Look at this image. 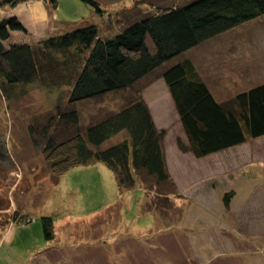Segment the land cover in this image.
<instances>
[{"label":"rangeland","instance_id":"obj_1","mask_svg":"<svg viewBox=\"0 0 264 264\" xmlns=\"http://www.w3.org/2000/svg\"><path fill=\"white\" fill-rule=\"evenodd\" d=\"M187 1L100 0L101 16L78 0H58L55 10L33 1L1 18L15 15L27 31L13 33V44L36 45L82 25L95 26L99 37L107 39L153 8ZM186 58L199 64L220 103L263 84L264 16L164 67ZM161 72L136 88L147 98L155 126L167 132L165 162L176 187L168 199H149L140 184L120 193L102 164L53 178L30 126L57 106L68 108L69 88L36 83L0 90V264H264V137L194 160L181 150L187 143ZM126 94L78 103L81 126L119 111L133 99ZM227 193L231 198L226 202ZM15 212L31 222L14 223ZM44 217L52 219L49 242L43 235Z\"/></svg>","mask_w":264,"mask_h":264},{"label":"trees","instance_id":"obj_2","mask_svg":"<svg viewBox=\"0 0 264 264\" xmlns=\"http://www.w3.org/2000/svg\"><path fill=\"white\" fill-rule=\"evenodd\" d=\"M31 1H40L50 10H55L58 3L0 0V9H14ZM78 1L99 16L104 12L100 0ZM153 9L156 11L133 19L112 38H100L95 26L82 25L36 45L11 43L12 33L27 31L15 15L0 18V90L36 83L69 88L65 96L68 108L57 106L30 126L34 144L40 148L53 178L59 179L74 168L102 164L113 174L120 193L140 184L146 196H151L149 199L175 195L163 149L167 132L156 128L136 88L161 70L187 143L181 146L182 151L195 159H205L264 137V83L220 103L191 60L182 59L164 67L186 52L263 17L264 0H189ZM122 92L133 99L119 111L81 126L75 108L78 103ZM120 134L122 137L113 145L101 149ZM230 198L231 193H227L224 201ZM13 221L26 225L31 222L17 212ZM41 221L44 238L49 242L53 239L52 219L44 217Z\"/></svg>","mask_w":264,"mask_h":264},{"label":"crops","instance_id":"obj_3","mask_svg":"<svg viewBox=\"0 0 264 264\" xmlns=\"http://www.w3.org/2000/svg\"><path fill=\"white\" fill-rule=\"evenodd\" d=\"M33 1H31V2H28V3H25V4H21V5H19L18 7H22V6H24V5H29V4H31ZM35 2V1H34ZM18 7H16V8H14V9H18ZM6 8H8V7H4V8H2V9H0V18H1V14H5V13H11L14 9H10V10H6ZM14 33H16V32H14ZM13 34V33H12ZM12 34H11V37H12ZM192 61V60H191ZM193 62V61H192ZM193 65H194V67H195V69H196V71H197V73H198V75H199V77L201 78V80L204 82V76H203V74H201L199 71H201L200 70V67L198 66L199 64H194L193 63ZM202 72V71H201ZM203 73V72H202ZM205 83V82H204ZM30 85V84H29ZM169 95V94H168ZM141 97L143 98V100L146 102V104H147V106H148V108H149V105H148V102H147V98H145L144 96H142L141 95ZM173 105V104H172ZM173 109H174V107H172ZM149 110H150V108H149ZM175 111V110H174ZM151 113V112H150ZM175 115H176V113H175ZM176 118H177V121H178V117H177V115H176ZM178 124H179V122H178ZM179 127L181 128V126H180V124H179ZM157 128V127H156ZM158 129V128H157ZM162 128H160V129H158V130H161ZM183 133V132H182ZM189 153V152H188ZM190 154V156H192V154L191 153H189ZM192 158L195 160V158L192 156ZM209 158V157H208ZM206 159V158H205ZM196 160H202V159H196ZM213 184H212V186L214 187L215 185H216V183L215 182H212Z\"/></svg>","mask_w":264,"mask_h":264}]
</instances>
